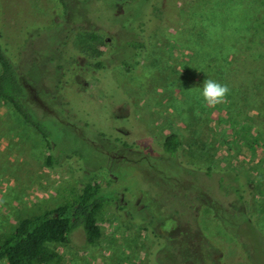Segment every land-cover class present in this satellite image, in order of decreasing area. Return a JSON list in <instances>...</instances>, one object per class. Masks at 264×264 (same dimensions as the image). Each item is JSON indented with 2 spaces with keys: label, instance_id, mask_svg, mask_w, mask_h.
Here are the masks:
<instances>
[{
  "label": "rangeland",
  "instance_id": "rangeland-1",
  "mask_svg": "<svg viewBox=\"0 0 264 264\" xmlns=\"http://www.w3.org/2000/svg\"><path fill=\"white\" fill-rule=\"evenodd\" d=\"M221 1L176 0L180 27L159 14L144 54L127 44L144 37L147 7L167 0H0V42L51 145L0 102V239L92 182L105 200L101 237L89 246L78 229L49 244L58 264H264V47L252 44L264 37V5L213 9L227 25L252 17L241 41L231 26L217 33L228 64L210 79L231 91L211 108L200 90L219 47L200 38L208 28L215 37L202 11ZM172 133L175 159L162 150ZM49 154L63 167H46ZM236 176L245 203L226 186Z\"/></svg>",
  "mask_w": 264,
  "mask_h": 264
},
{
  "label": "trees",
  "instance_id": "trees-1",
  "mask_svg": "<svg viewBox=\"0 0 264 264\" xmlns=\"http://www.w3.org/2000/svg\"><path fill=\"white\" fill-rule=\"evenodd\" d=\"M149 0H144V2ZM176 0H167L163 3V8L160 11L148 6L145 11L144 20V37L139 35L140 40L132 41L127 44L129 49L145 54L147 47V33L146 29L152 27L154 18L162 16L161 19L167 21L171 28L178 29L180 27V13L176 7ZM146 2V3H147ZM220 2V0H218ZM227 2V1H226ZM234 5L236 9H245L243 3L239 0ZM243 2V1H242ZM231 3L227 4L226 12L233 15V7ZM260 5H264V0L260 1ZM258 7V16L264 17V13L261 8ZM224 1L216 5L208 3V8L204 7L203 11H208L212 18V27L214 29L215 37L212 38L211 32L208 28L206 35L200 34V38L204 41H215L212 45L219 47L214 50L210 47L211 53L208 62L206 63L208 68V78H221L223 71L228 64L226 60V52L223 45H218L217 42L223 40L219 36V30H228L237 32L235 39L240 41L243 39L239 32L242 28H246L251 20L247 12H243L240 17H235L236 23L226 24V19L222 17L223 12L213 11L214 8H223ZM205 12V13H206ZM249 12V11H248ZM160 14V15H159ZM216 14L219 15L216 17ZM143 22L140 24L142 25ZM231 26V27H229ZM227 27V28H226ZM264 27V25H263ZM146 33V34H145ZM245 36V35H244ZM264 37H259L254 41L253 47L255 51H259L257 47L263 48L261 45ZM222 48V49H220ZM143 53L140 55L142 57ZM138 55V54H135ZM246 58L243 57V62ZM242 62V63H243ZM124 64H128L124 62ZM101 63L96 64L97 68ZM211 70L215 72V76L211 77ZM208 78H205L208 79ZM0 102L9 104L12 109L22 118L26 125L34 128L43 138L45 145L50 148L48 132L41 125L40 120L34 114L30 107V98L28 95L26 84L24 83L23 76L21 75L18 67L12 62L6 48L0 42ZM181 147V139L178 134L172 133L165 137L162 150L169 158H177V153ZM60 160L62 158L55 157L51 154L47 155L44 163L45 166L51 170H59L57 166H62ZM59 168V169H57ZM234 177L232 182L226 183L227 187L234 190L235 196L238 201L245 203V192L247 190L246 184L239 183ZM239 179V177H238ZM223 182L224 176L220 178ZM246 188V189H243ZM105 200L102 198V187L97 183L86 182L82 185L80 191L77 194L71 195L62 205L55 209L44 211L42 214L34 217L22 219L18 225L9 233L3 235L0 239V261H6L7 264H58L61 257L49 248L51 243H67L70 235L81 229L84 234L85 243L89 246H94L101 237V231L97 224V216L104 205Z\"/></svg>",
  "mask_w": 264,
  "mask_h": 264
},
{
  "label": "clouds",
  "instance_id": "clouds-1",
  "mask_svg": "<svg viewBox=\"0 0 264 264\" xmlns=\"http://www.w3.org/2000/svg\"><path fill=\"white\" fill-rule=\"evenodd\" d=\"M200 91L206 105L211 108H216L228 102V96L231 90L227 84L217 82L213 79H206Z\"/></svg>",
  "mask_w": 264,
  "mask_h": 264
}]
</instances>
